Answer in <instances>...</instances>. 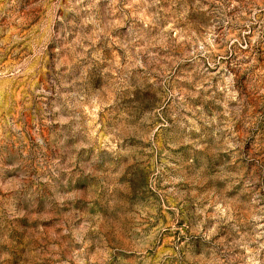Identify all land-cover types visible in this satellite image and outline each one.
<instances>
[{
	"label": "rangeland",
	"instance_id": "374dc122",
	"mask_svg": "<svg viewBox=\"0 0 264 264\" xmlns=\"http://www.w3.org/2000/svg\"><path fill=\"white\" fill-rule=\"evenodd\" d=\"M0 264H264V0H0Z\"/></svg>",
	"mask_w": 264,
	"mask_h": 264
}]
</instances>
